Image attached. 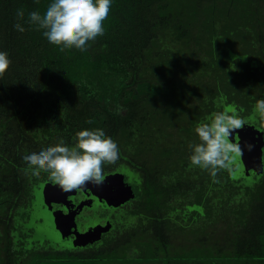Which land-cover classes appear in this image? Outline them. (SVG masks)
Listing matches in <instances>:
<instances>
[{"label":"trees","instance_id":"1","mask_svg":"<svg viewBox=\"0 0 264 264\" xmlns=\"http://www.w3.org/2000/svg\"><path fill=\"white\" fill-rule=\"evenodd\" d=\"M51 2L0 0V51L12 62L0 77V202L9 212L23 205L22 224L31 220L48 174L33 177L22 157L59 139L74 146L78 131L100 128L120 149L104 172L135 169L144 214L129 231L141 233L140 248L131 252L135 241L117 223L108 245L122 254L108 261L264 264V184L260 200L248 203L234 164L214 179L189 160L198 123L230 106L239 114L253 108L252 118L264 99L246 77L264 73V0H112L104 35L84 52L60 51L27 23ZM17 10L23 33L13 27ZM99 249L90 251L91 263Z\"/></svg>","mask_w":264,"mask_h":264},{"label":"clouds","instance_id":"2","mask_svg":"<svg viewBox=\"0 0 264 264\" xmlns=\"http://www.w3.org/2000/svg\"><path fill=\"white\" fill-rule=\"evenodd\" d=\"M112 0H53L43 16L38 11L29 13L27 23L43 30L46 40L60 51L76 49L87 51L91 42L104 35L103 22L107 19ZM14 30L23 33V10H17ZM8 53L0 51V77L9 69ZM255 112L264 120V99L256 101ZM194 129L197 143L189 144L192 166L207 171L212 178L219 171H233V164L242 157L239 142L233 133L244 127L246 121L234 106L215 111ZM92 123L91 120L88 121ZM232 137V140H230ZM74 146L63 139L39 152L22 157L33 177L41 172L63 192L82 191L88 184L100 186L105 180L104 166L114 165L120 158L117 143L103 129H84L75 134ZM251 151L252 145H245Z\"/></svg>","mask_w":264,"mask_h":264},{"label":"rangeland","instance_id":"3","mask_svg":"<svg viewBox=\"0 0 264 264\" xmlns=\"http://www.w3.org/2000/svg\"><path fill=\"white\" fill-rule=\"evenodd\" d=\"M235 59V58H234ZM250 67L255 68V65L250 62ZM246 77L248 79H255L257 83V87L259 90H264V85L262 84L264 82V73L262 71L255 72L254 75L251 73L246 74ZM255 85L254 83H252ZM256 89V87H255ZM249 92H247L248 94ZM245 94L243 93L242 101L245 99ZM253 96V95H252ZM247 97H251V94ZM252 104V101L248 103L250 106ZM253 109L251 107L245 108L242 110V114H239L242 118L245 119L246 123L249 122V124L254 123V128L258 130L260 137L262 136L261 130H260V122L258 121L255 116V108L252 116V118H249V115L247 114L248 110ZM186 114V113H185ZM187 118L185 116L180 115L179 117V125L185 123ZM252 125V126H253ZM262 127V126H261ZM233 139L236 141L235 133H233ZM232 140V138H230ZM199 142V141H198ZM263 159V171L258 175H252L251 177L247 178L241 175H237L235 179H239L241 177L242 182H240V191L243 195V200L246 199V202L251 203L255 199L260 200L262 197V192H259L256 194V189H261V186L264 184V156H262ZM120 171L110 173V175L115 174V177L113 178L116 183L120 182L123 183V185L127 184L131 187L132 192L129 194V192H125L119 196L120 200L114 201L117 206L112 207V209H115L109 212L104 210L102 207L99 208V206H94V212L96 213L98 210L101 212L98 213V217H101L103 215V218L109 214V216H115V223L114 228L118 224H123L124 229L128 231V236L132 238V241H135L131 244V252H135L136 249H139V244L136 241H139V236L141 233H129L131 227L135 228L139 222H141L142 219H140L139 216H143L144 214L141 213V207L139 206L137 202L136 196L138 194L139 190V181H137L138 176L136 175L135 169H132L128 166H120ZM118 178V180H116ZM112 181V182H113ZM123 181V182H122ZM137 182V183H136ZM138 185V189H135L133 191V187ZM257 187V188H256ZM247 188V189H246ZM253 190V191H252ZM69 194L73 193L67 192ZM137 193V194H136ZM40 195V194H39ZM126 198V199H125ZM39 199V198H38ZM37 199V200H38ZM46 200V201H45ZM125 200V201H121ZM133 200V201H131ZM47 198H43L40 195V199L36 202L35 206L38 209V215L41 216L42 214H46L45 218H49V213H47L46 209H42L41 206L46 205ZM121 202V203H120ZM134 202L133 206L135 205L137 207L138 211H134V207L132 206V203ZM237 203L242 204V202H239L238 199L236 200ZM125 204L122 206L121 210H116L117 207L120 205ZM91 205V204H90ZM24 206H18L15 210L9 212V209L7 210L5 208V204L0 202V264H128L127 262H116L114 260L108 261L109 258H117L119 257V254H122L121 249L117 248H109L110 245H108L110 241V234L105 236L98 237L99 239L96 240V242H92L91 245L87 246L88 244L85 243L81 246H52L50 243L48 244H37L35 241L38 240L37 238H34L35 236H29L30 229L27 228L26 223L24 222L26 220L25 218V211ZM107 208V207H106ZM98 209V210H96ZM5 217V218H4ZM13 219L14 222H10L8 219ZM91 223L97 224L95 221H99L97 217H91ZM91 224V225H92ZM90 225V226H91ZM108 224H104L106 226ZM133 225V226H132ZM25 226V228L23 227ZM107 228V226H106ZM110 226L108 227V229ZM105 232V231H104ZM100 234V233H99ZM98 236V235H97ZM182 236V235H180ZM176 238V237H175ZM29 240V241H28ZM87 246V247H86ZM99 247L103 248V251H100L96 256L98 260L95 262H90V251H99ZM184 250H187V248H183ZM141 250V249H140ZM240 264V263H239Z\"/></svg>","mask_w":264,"mask_h":264},{"label":"water","instance_id":"4","mask_svg":"<svg viewBox=\"0 0 264 264\" xmlns=\"http://www.w3.org/2000/svg\"><path fill=\"white\" fill-rule=\"evenodd\" d=\"M235 137L237 138L236 142L240 143L242 153H243L242 157L238 158L234 164V166L236 167L237 174L247 177V178L251 177L252 175L260 174L263 171L262 156H263L264 142H263L262 136L260 137L258 130L255 129L254 126L252 125H246V126L244 125L242 129L237 130V132H235ZM245 145H252L251 151L247 150ZM105 177L106 178L102 185H105L104 187L109 197H107L105 194L100 192V190H98V188L99 189L103 188L102 185L93 186L92 184H88L85 190H82V192L85 193L86 191H88L87 196L88 195L90 196V199H89L90 202L92 199H95L98 203L103 202L106 207L117 206V204L110 202L111 201L110 199L114 198L116 199V201L120 200L119 196L121 197V195L124 192L125 194L126 192H129L130 194L132 192V189L129 185L127 184L123 185V183L120 184V182L116 184H112L115 174L106 175ZM116 180H118V178ZM57 187L58 186L53 184L50 191L52 193L55 192L56 190H58ZM75 192L76 191H73V193L71 194L68 193V195H74ZM121 201H125V200H121ZM84 203L85 201L84 202L81 201L77 205V207L81 208ZM46 204L49 205L50 203L47 201ZM90 204L91 203H89V206ZM65 208L67 209L66 222H61V220L58 219L56 216L57 213H54L53 217L51 218V220L55 218V220H52L53 221V226H52L53 227L52 228L53 237H51V242L59 243L61 245H68V246H81V245H84L85 243H92L96 241L97 239H99L98 237H100V234L104 231L106 232L108 230V227L110 226V223H107L108 224L106 225L107 228L104 225L102 226L100 224H96L91 227L89 226V228L86 229V231L84 232L78 231L76 229L75 216L79 212L77 213L74 212L72 207L70 208L69 206L67 207L65 206ZM45 215L46 214H42L41 216L39 215L38 216L39 218L40 217L44 218ZM54 229L56 230V232ZM69 235H72V238L69 237L68 239ZM65 237L67 238V240H63V238Z\"/></svg>","mask_w":264,"mask_h":264},{"label":"flooded vegetation","instance_id":"5","mask_svg":"<svg viewBox=\"0 0 264 264\" xmlns=\"http://www.w3.org/2000/svg\"><path fill=\"white\" fill-rule=\"evenodd\" d=\"M110 173H113V172H106L105 176L110 175ZM112 184H116V182L113 181ZM52 185H53V183H51L47 179V180L40 182L36 187V192L41 195L42 199L47 198V201L50 203L49 205H47L45 203L46 205L41 206L42 209H46L47 213H49V218L46 219L45 216H44V218H42V217L39 218L38 209L35 206L36 214H35V216L31 217V220L28 221L30 223V225L28 227H31V229H32L31 230L32 232H30V233L32 234V236H35L38 239V241H40V240L45 241V244H48V242H50L52 246L57 245V244H58V246H62L59 243L51 242V237H53L52 236V228H53L52 227L53 226L52 220H55V218H53L52 220H51V218L53 217L54 213H57L56 214L57 218L60 219L61 222H66V220H67L66 219L67 209L65 208V206L66 207L69 206L70 208L72 207V209L76 213L79 212L75 216L76 229L78 231H82V232L86 231V229H88L89 226L92 224L91 220H90L91 217L95 216L99 220V221H95V222H97V224H100L103 226L104 224L110 223V228L106 232H102L100 234L101 236L106 237L107 235H109L110 233L113 232L116 219H115V216H109V214L111 213V211H113L115 209H112V207L106 208V206L104 205L103 202L98 203L95 199H92L90 202V200H89L90 196L89 195L87 196L88 191H86L85 193H83L82 191H76L74 195H68V193L63 192L61 189H59V187H57L58 190H56L55 192L52 193L50 191ZM102 186H103V188H101V189L98 188V190H100V192H102L107 197H109V195H107V191L104 187L105 185H102ZM102 189H104V190H102ZM39 199H40V197H39ZM38 200L36 199V202ZM54 200H56V201H54ZM61 200H63V201H61ZM110 200H111L110 202H113V203H115L114 201H116V199H114V198H112ZM81 201L82 202L85 201V203L83 204V206L81 208H79V207H77V205ZM89 203H91L90 206H89ZM95 205L99 206V208L102 207L104 210L109 212V214L106 215L104 218H103V215L101 217H98V213L101 210L99 211L98 209H96L98 211L95 213L94 212V206ZM124 205L125 204L120 205L119 207L116 208V210H121L122 206H124ZM59 213H61V214H59ZM94 225H96V224H94ZM91 226H93V224ZM55 232H56V230H55ZM69 237L72 238V235H69L68 239H69ZM63 240H67V238L65 237V238H63ZM94 242H96V241H94ZM42 243H44V242H42ZM87 244H88L87 246H89L92 243L91 244L87 243Z\"/></svg>","mask_w":264,"mask_h":264}]
</instances>
